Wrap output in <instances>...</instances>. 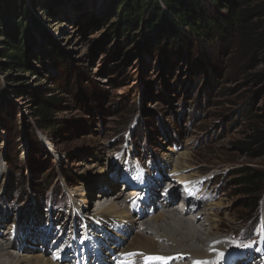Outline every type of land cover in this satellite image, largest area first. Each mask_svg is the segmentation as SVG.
I'll use <instances>...</instances> for the list:
<instances>
[{
  "label": "rangeland",
  "instance_id": "374dc122",
  "mask_svg": "<svg viewBox=\"0 0 264 264\" xmlns=\"http://www.w3.org/2000/svg\"><path fill=\"white\" fill-rule=\"evenodd\" d=\"M120 10L119 0H0V236L9 231L19 255L89 261L85 252L95 248L89 215L95 195L108 189L102 182L138 178L130 162L140 159L168 174L162 164L184 157L187 173L211 178L201 192L217 191L210 201L218 232L245 242L230 243L235 248L225 264L247 249L259 262L264 180L255 215L236 173L264 174V149L238 146L264 131V77H253L264 73V52L181 30L174 41V31L162 33L161 23L123 32ZM21 23L30 33L29 66L3 69L5 42ZM38 95L42 104L53 103L46 106L54 125L49 132L39 129ZM81 185L90 188L88 212L81 208Z\"/></svg>",
  "mask_w": 264,
  "mask_h": 264
},
{
  "label": "bare ground",
  "instance_id": "6f19581e",
  "mask_svg": "<svg viewBox=\"0 0 264 264\" xmlns=\"http://www.w3.org/2000/svg\"><path fill=\"white\" fill-rule=\"evenodd\" d=\"M182 158L176 164L170 160L171 158L162 164L165 169L170 168L168 174H161L164 171L161 168L153 166L146 168L147 164L141 159L135 165L130 162V167L135 169V175L139 180L134 181L133 175L125 174L119 181L130 188L126 193H122L121 185L119 188V181L102 182L104 189H108L101 190L95 195L99 199L96 200L95 209L89 215L95 248L92 253L89 248L85 252L86 258L90 257L89 261H77L75 264H225L227 256L235 248L231 247L230 243L245 242L236 240L228 230L218 232V226L213 224L216 222L213 218L215 217L213 205L216 203L210 201L219 197L217 191L210 187L209 191L213 194H209V191L202 193L200 188L205 183L209 184L211 178L198 179L200 174L197 171L187 173L191 166L182 163L186 159ZM129 159L130 157L128 161ZM144 168L145 174L142 171ZM2 170L3 167L0 165V172ZM165 177L168 180L166 182H176V188L169 191L167 196L153 192L160 188L163 183L161 180ZM182 184L187 195L186 200L180 203L182 197L178 188ZM116 188L118 190L112 193ZM80 189V202L84 205L81 208L88 212L89 202L85 197L90 198L91 195L88 193L90 188L81 185ZM139 190L141 194L136 193ZM208 200L209 202L200 210L202 204ZM76 211L81 215V210L76 208ZM207 222L208 226L205 225ZM184 229L186 231H183ZM19 250V245L12 239L9 231L0 236V264H60L56 262L58 260L48 259L42 254L15 253ZM221 252L224 253L223 258L219 256ZM250 252V249L240 252V259L235 264H264L262 263L264 251L259 262L255 257L257 252L252 254Z\"/></svg>",
  "mask_w": 264,
  "mask_h": 264
},
{
  "label": "trees",
  "instance_id": "16d2710c",
  "mask_svg": "<svg viewBox=\"0 0 264 264\" xmlns=\"http://www.w3.org/2000/svg\"><path fill=\"white\" fill-rule=\"evenodd\" d=\"M257 1L119 0L121 6L120 31H152L161 23L162 33L174 31V41L177 39L176 34L181 35V31L203 41H209L211 37L220 35L223 39L231 38L232 42H236L244 48L264 52V2L256 3ZM28 33L22 23L9 32V41L5 42V46L8 48L3 53L8 62L3 64V69L28 68L27 47L24 45ZM253 77L263 78L264 73ZM38 98L39 129L49 132L54 125L49 119L46 106L53 103L48 99L44 105L40 101L42 97L38 95ZM238 146L250 153L264 149V131L255 130L247 142L238 143ZM236 175H241L238 185H244L245 194L253 200L248 208L250 213L257 215L258 199L255 196L260 192L261 188H258V184L264 180V174L241 169Z\"/></svg>",
  "mask_w": 264,
  "mask_h": 264
},
{
  "label": "snow or ice",
  "instance_id": "6c2138e0",
  "mask_svg": "<svg viewBox=\"0 0 264 264\" xmlns=\"http://www.w3.org/2000/svg\"><path fill=\"white\" fill-rule=\"evenodd\" d=\"M166 194V193H165ZM237 247H244V248H248V247H251V245H237ZM219 256L221 257V258H223V256H224V253H219Z\"/></svg>",
  "mask_w": 264,
  "mask_h": 264
}]
</instances>
